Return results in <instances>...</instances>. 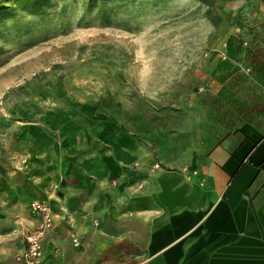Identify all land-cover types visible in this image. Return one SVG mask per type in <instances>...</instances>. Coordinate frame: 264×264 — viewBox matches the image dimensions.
I'll return each instance as SVG.
<instances>
[{
  "label": "crops",
  "instance_id": "obj_1",
  "mask_svg": "<svg viewBox=\"0 0 264 264\" xmlns=\"http://www.w3.org/2000/svg\"><path fill=\"white\" fill-rule=\"evenodd\" d=\"M217 2L229 20L209 32L224 35L214 49L228 57L208 61L203 88L171 132L142 137L116 123L90 124L82 146L38 179L32 199L46 200L54 217L44 264H264V75L241 69L264 65V0ZM32 199L7 264H19L39 222Z\"/></svg>",
  "mask_w": 264,
  "mask_h": 264
},
{
  "label": "rangeland",
  "instance_id": "obj_2",
  "mask_svg": "<svg viewBox=\"0 0 264 264\" xmlns=\"http://www.w3.org/2000/svg\"><path fill=\"white\" fill-rule=\"evenodd\" d=\"M225 15L217 0H0V261L18 250L38 179L86 127L171 132L208 61L228 57L209 32Z\"/></svg>",
  "mask_w": 264,
  "mask_h": 264
},
{
  "label": "built area",
  "instance_id": "obj_3",
  "mask_svg": "<svg viewBox=\"0 0 264 264\" xmlns=\"http://www.w3.org/2000/svg\"><path fill=\"white\" fill-rule=\"evenodd\" d=\"M30 208L40 219L34 229L26 233V245L16 256V261L19 264H44L43 237L53 227V212L49 203L43 199H32ZM71 237L73 245L78 246L81 244L80 237L76 231L71 232Z\"/></svg>",
  "mask_w": 264,
  "mask_h": 264
}]
</instances>
